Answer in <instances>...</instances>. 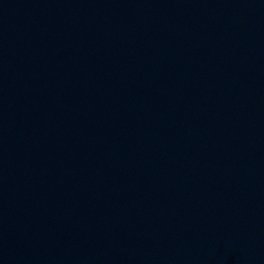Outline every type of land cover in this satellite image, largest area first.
Segmentation results:
<instances>
[{
	"label": "water",
	"instance_id": "95a60500",
	"mask_svg": "<svg viewBox=\"0 0 264 264\" xmlns=\"http://www.w3.org/2000/svg\"><path fill=\"white\" fill-rule=\"evenodd\" d=\"M0 264H264V0H0Z\"/></svg>",
	"mask_w": 264,
	"mask_h": 264
}]
</instances>
